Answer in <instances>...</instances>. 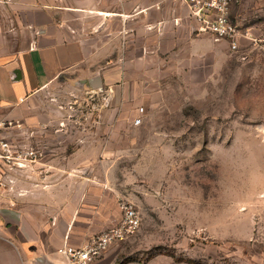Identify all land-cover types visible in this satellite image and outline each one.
<instances>
[{"label": "rangeland", "instance_id": "rangeland-1", "mask_svg": "<svg viewBox=\"0 0 264 264\" xmlns=\"http://www.w3.org/2000/svg\"><path fill=\"white\" fill-rule=\"evenodd\" d=\"M232 16L248 31L237 51L220 40L214 57L200 55L191 64L176 59L175 74L152 65L148 76L146 68L130 66L140 70L136 92L144 93L134 98L125 95L126 83L112 97L97 79H62L28 100L26 120L6 130L8 154L32 147L42 153L35 165L44 169L51 152L74 148L59 139L92 134L103 111L117 109L112 183L118 201L134 204L140 225L109 247L114 264L158 255L176 263L264 264V0H241ZM46 123L61 125L62 132L39 128ZM16 160L0 161V187L10 189V197L35 181L26 172L34 163L18 168ZM113 217L112 226L120 210Z\"/></svg>", "mask_w": 264, "mask_h": 264}, {"label": "crops", "instance_id": "crops-1", "mask_svg": "<svg viewBox=\"0 0 264 264\" xmlns=\"http://www.w3.org/2000/svg\"><path fill=\"white\" fill-rule=\"evenodd\" d=\"M197 27L179 0H0V121L21 126L28 100L62 79H97L112 97L126 83V96H143L136 92L140 70L128 67L146 68L148 76L152 65L163 75L175 74L176 59L184 56L191 64L200 55L214 57L221 44ZM103 112L92 134L84 130L78 138L57 141H72L71 151L51 152L46 168L34 164L26 170L35 181L16 187L13 197L0 187V264H70L59 248L82 247L112 226L120 190L110 163L120 124L117 109ZM46 124L39 128L62 132L61 125ZM114 257L107 250L89 264H114ZM123 264L197 263L158 255Z\"/></svg>", "mask_w": 264, "mask_h": 264}, {"label": "built area", "instance_id": "built-area-1", "mask_svg": "<svg viewBox=\"0 0 264 264\" xmlns=\"http://www.w3.org/2000/svg\"><path fill=\"white\" fill-rule=\"evenodd\" d=\"M187 9L189 16L197 23V31L209 35L214 41H227L232 51L239 49L242 38L248 37V31L242 30L232 16V11L241 0H179ZM139 119H135L138 122ZM11 121H0V161L9 163L16 158L18 168L25 167V162L39 163L42 153L22 145L15 156L11 157L9 144L5 141L6 130L13 127ZM5 163H3L4 165ZM33 167V166H32ZM31 167V169H32ZM8 170H13L9 168ZM118 208L121 212L120 222L92 237L82 247L65 246L57 250L65 256L70 264H89L104 254L111 245L121 242L133 235L140 225L139 213L133 203L120 199Z\"/></svg>", "mask_w": 264, "mask_h": 264}, {"label": "trees", "instance_id": "trees-1", "mask_svg": "<svg viewBox=\"0 0 264 264\" xmlns=\"http://www.w3.org/2000/svg\"><path fill=\"white\" fill-rule=\"evenodd\" d=\"M121 264H123V263H121Z\"/></svg>", "mask_w": 264, "mask_h": 264}]
</instances>
